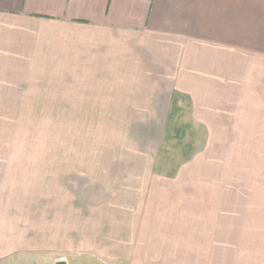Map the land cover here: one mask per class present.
I'll return each mask as SVG.
<instances>
[{"label": "crops", "instance_id": "crops-1", "mask_svg": "<svg viewBox=\"0 0 264 264\" xmlns=\"http://www.w3.org/2000/svg\"><path fill=\"white\" fill-rule=\"evenodd\" d=\"M23 105H128L127 146L22 149ZM181 105L204 145L170 164ZM241 105H264V0H0V264L183 236Z\"/></svg>", "mask_w": 264, "mask_h": 264}, {"label": "rangeland", "instance_id": "rangeland-1", "mask_svg": "<svg viewBox=\"0 0 264 264\" xmlns=\"http://www.w3.org/2000/svg\"><path fill=\"white\" fill-rule=\"evenodd\" d=\"M23 106L22 149L85 150L92 156L127 146L118 140L121 126L115 124L126 122L128 105ZM256 106L241 105L235 116L233 111L230 128L240 135L226 143L222 156L209 164L213 174L199 182V222L193 229L169 239L139 238L136 243L146 245L138 243L136 251L119 259L97 254L89 238L92 253L72 259L88 257L77 258L78 264H264V105ZM187 109L181 105L173 112L168 148L174 152L164 162L184 161L204 145L205 133L190 124ZM86 160L93 170L95 160Z\"/></svg>", "mask_w": 264, "mask_h": 264}, {"label": "water", "instance_id": "water-1", "mask_svg": "<svg viewBox=\"0 0 264 264\" xmlns=\"http://www.w3.org/2000/svg\"><path fill=\"white\" fill-rule=\"evenodd\" d=\"M57 264H65L63 261H61V262H58Z\"/></svg>", "mask_w": 264, "mask_h": 264}]
</instances>
